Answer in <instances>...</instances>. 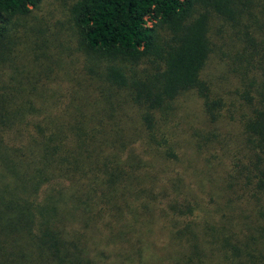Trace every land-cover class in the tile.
<instances>
[{
  "label": "trees",
  "instance_id": "16d2710c",
  "mask_svg": "<svg viewBox=\"0 0 264 264\" xmlns=\"http://www.w3.org/2000/svg\"><path fill=\"white\" fill-rule=\"evenodd\" d=\"M38 3L0 0V264H211L217 252L223 261L264 264V0H77L70 19L78 45L101 62L82 72L85 79L50 73L62 91L20 76L8 41V22ZM213 25L220 35L226 28V51L235 53L218 90L236 117L204 78ZM144 57L149 67L140 77L119 66ZM189 91L211 131L236 123V149L199 130L181 140L185 117L175 101ZM51 108L57 113L45 115ZM36 111L41 119L25 117ZM189 147L222 168L214 181L225 186L214 197L175 172ZM220 192L226 198L216 199ZM214 204L215 221L230 223L217 228L229 236L223 240L207 215L205 228L194 227L193 211ZM240 217L250 224L238 228Z\"/></svg>",
  "mask_w": 264,
  "mask_h": 264
},
{
  "label": "rangeland",
  "instance_id": "374dc122",
  "mask_svg": "<svg viewBox=\"0 0 264 264\" xmlns=\"http://www.w3.org/2000/svg\"><path fill=\"white\" fill-rule=\"evenodd\" d=\"M76 1L77 0H39L38 5L35 8H32L27 15L13 18L8 22V24L11 26V29L8 31V41L10 46L12 45V48H14V54L19 58L17 60V62H19V75L29 81L30 79L41 78L44 84L43 86H40L42 84L36 85L39 90H45L47 87H51V90H63V84L56 85L50 81V73H67V69L69 74L74 72V75H77L78 77H84L85 79L86 77L82 72L84 71L85 74H89L91 71H95V68H97L101 62V59H95L91 57L89 53L83 52L81 47L78 45L76 30L70 19V8ZM217 28H219L218 25H213L208 31L209 40L211 43L215 44L216 48L209 55V59L204 68V78L211 88H216L217 93H221V96L225 98L227 108L236 117L238 114L233 112L231 105L232 99L230 97L228 98L226 91L218 90L225 88V85H223L224 77L230 79V58L233 57L235 53L232 51H226L232 49L228 46L226 41V35L224 33L226 28L222 30L223 32H221V35L219 34ZM221 36H223V38L220 40ZM223 46L224 49H222ZM147 60H150V58L144 57L137 64H132L122 59L119 60V66L127 76L139 75L136 77H140L149 67ZM232 64V67L235 68L234 62ZM234 73V75H236V71H234ZM29 81L27 82L31 83L30 87H32V82ZM30 87H28V89H30ZM49 91L50 89L46 92ZM19 98L24 100L26 97L25 95H21ZM36 100V105L38 106L37 110L39 109L42 112V110L46 108L45 101L43 97L38 98L37 95ZM55 101H57V99H55ZM62 102H65L64 98H62ZM56 104H59V102H56ZM229 104L230 106H228ZM175 106L177 107L176 111H178V114L185 117L184 120L181 121V129L183 132L181 134V140H187L193 130H199L203 136H205V134H214L216 136V142H219L220 146H222V149H227L229 151L238 147V141L235 140L237 131L236 123L233 121L229 124L224 122L219 123L214 128L215 131H211V125H208L206 118L202 113V101L194 91H189L181 95L175 101ZM55 108L57 109V107ZM51 111L52 114L57 113V110L51 108L48 112H44V114L49 115ZM37 114L39 113L37 112L36 115H26L25 117L41 119V114ZM136 162L138 163L139 167L142 166V162H139L138 159H136ZM138 165L134 166V168H137ZM186 166L190 168L189 171V168L185 170ZM139 167L136 170L138 174L142 173V170L139 169ZM174 169L178 174L183 173L185 183L192 180L197 182L196 184L198 187L199 184H201V190L204 194H209L210 192V196L214 197V188H221V186H225L221 183L217 184V182L214 181V178L217 180L216 176L218 175V172L222 170V168L215 162L212 164H205L203 160H198L195 150L190 147L189 150L187 149L185 151L184 156L175 164ZM192 170L193 172L191 173ZM212 178L213 181L211 183ZM147 180L155 187L156 191L158 190L157 194H159L161 192L162 185L158 183L156 176H152ZM210 184H212L213 187H211ZM196 195L204 198L202 195ZM175 196L179 197L177 194ZM215 198L222 200L221 198H226V196L220 192V194L215 195ZM159 203L160 207L164 208L163 202ZM190 204H192V201H190ZM218 207H220V204ZM218 207H216V204H214L212 207H208L207 210L205 208H201L200 210L197 207V209L193 211L192 219L197 222L194 227L205 228L203 221L206 218L205 215H207L206 220L208 226H211L212 229H215L217 232L214 234V236H216L219 240H223L224 236H229L226 232H222L217 228L230 223L226 221L223 223L215 221L219 217L217 214V209H219ZM250 209L256 210V204L248 205V210ZM261 209L264 210V206ZM153 212L154 214H157L154 210ZM137 215L146 216L144 213H139ZM166 216L171 215L167 214ZM254 219L255 218L252 220ZM236 222L237 223H235V225L238 226V228H240V225H244L243 222L249 223L248 221L243 220L241 217L239 221ZM231 230L237 231L236 229ZM240 232L243 233L242 230H240ZM162 239L163 236H159L156 244H163ZM231 242H233V240ZM213 252L216 251L213 250ZM228 258V262L226 260L223 261L217 252L214 256V261H212L211 264H216V262H219L220 264H235L237 262L242 263L243 260L241 257L235 259H232V257Z\"/></svg>",
  "mask_w": 264,
  "mask_h": 264
}]
</instances>
